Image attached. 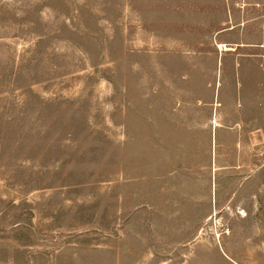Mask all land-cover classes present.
<instances>
[{
    "label": "rangeland",
    "instance_id": "rangeland-1",
    "mask_svg": "<svg viewBox=\"0 0 264 264\" xmlns=\"http://www.w3.org/2000/svg\"><path fill=\"white\" fill-rule=\"evenodd\" d=\"M0 264H264V0H0Z\"/></svg>",
    "mask_w": 264,
    "mask_h": 264
}]
</instances>
